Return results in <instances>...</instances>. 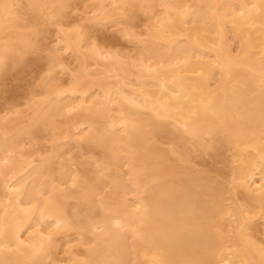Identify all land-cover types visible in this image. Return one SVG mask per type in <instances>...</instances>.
I'll return each instance as SVG.
<instances>
[{
	"label": "bare ground",
	"instance_id": "6f19581e",
	"mask_svg": "<svg viewBox=\"0 0 264 264\" xmlns=\"http://www.w3.org/2000/svg\"><path fill=\"white\" fill-rule=\"evenodd\" d=\"M77 1L0 0L1 76L38 64L25 58L43 49L39 20L58 23L38 99L0 125V264H264V0H86L85 21L123 22L131 55L96 44L92 24L64 27ZM138 13L151 17L143 35ZM44 136L50 154L20 150ZM165 138L175 148L153 146ZM61 141L99 150L94 170L53 168ZM222 147L234 152L225 185L172 162Z\"/></svg>",
	"mask_w": 264,
	"mask_h": 264
},
{
	"label": "rangeland",
	"instance_id": "374dc122",
	"mask_svg": "<svg viewBox=\"0 0 264 264\" xmlns=\"http://www.w3.org/2000/svg\"><path fill=\"white\" fill-rule=\"evenodd\" d=\"M87 3L88 2H86V0H78L76 3V6L73 9L71 8V9H68L66 11L65 19H61V23L62 22L64 23L63 24L64 27L69 28V26H70V28H71L72 26L75 27L74 25H76V26L82 25V27H84L86 29V27L89 28L88 26L90 24H92V26H95V27L90 26L93 29H90L91 35H89V36L91 37V39L93 38L92 40L96 41V44H98L99 46L102 45L103 46V47L101 46L102 48H104L106 50L109 49V51L112 50V52L127 53V54L131 55L134 51L133 49L137 45V41L135 39L130 40V41L127 40V38H125L123 36V33H121L120 30H118V28L121 29V27L122 28H123V26L125 27L123 22H121V20H120V23H118L119 19L117 20L115 18V19L110 20V22L108 21L107 23H104L105 25L102 24L101 26L98 27V26L94 25L93 23L85 21L86 18H88V17L90 18L92 16L91 13L86 12L85 6H87ZM160 10H161L160 7H156L154 9V12L158 13ZM87 11H89V10L87 9ZM20 12L23 13L22 11H20ZM22 15H24V14H21V17H24L25 19L28 18L27 15H24V16H22ZM137 15L139 17L133 23L132 29H134V30H132V31H133V33H136L137 35L138 34L143 35L144 30H146L145 27L150 22V20H148V19H150L151 17H150V15L149 16L147 15V17H148L147 18L146 14L143 15V13H141V15H143V16H141L140 13H138ZM81 19H84V20H81ZM39 22H40V24L38 26L39 27L38 30L40 29V31L38 32V34H37L38 36L36 38L39 37V40H42L44 42V44L42 42L41 43H42L43 49L44 48L45 49L40 50L41 52L38 51L39 53H37V51L34 53H30L25 58V59H27L28 62L29 61H36V62H38V64L36 63L37 65L36 64L32 65L31 63H28L27 65H24L23 68L19 67V69L21 68V70H19V71H17L18 68H16V70H14V71L13 70L9 71L8 74H5L3 76L0 75V125H4L6 123L7 124L13 123V125H14V124L20 123L19 121L18 122L16 121V118H17L16 112H22L23 114H27L26 113L27 112L26 111V109H27L26 103H29L31 101L32 97L35 99L37 98V95L39 93L38 90H40L38 88H40L41 82H43L42 79H44L46 77L47 72L45 73V69H46V63L47 62H46L45 56L50 54L53 51V49L57 46V44H55V42L57 41V40H55V38L57 37L55 34L57 32L56 29L58 28L57 27L58 23L54 22L51 24H44L41 20H39ZM114 23H115V25H114ZM25 24H26V22H25ZM55 24H56V26H55ZM118 25H119V27H118ZM94 31H95V33H94ZM140 38H143V37L141 36ZM48 47H50V48L48 49ZM51 48H53V49H51ZM57 48H59V47H57ZM232 50L234 53H235V51H237L236 43H234V45H232ZM70 53H68V52L65 53L63 55L64 59L66 57V54L68 55ZM70 56L73 57L72 55H70ZM36 58H38L39 61L36 60ZM70 59H68V56H67L66 60L64 61L65 65L69 66L68 69H72L76 65L75 61L69 62ZM66 62H68V63H66ZM73 63H75V65L72 67ZM70 64H72V65L70 66ZM89 69L91 71H93L96 69V67L91 66ZM66 70L67 69L62 70V72H61V70L57 69L56 71H54L55 76L54 75H52V76L55 78L57 77L54 80H56L58 83L61 80H62V82L66 83L68 81V78L70 77V71L67 70L69 73H66L67 72ZM44 75H45V77H44ZM210 85L214 86L215 84H214V82H213V84L211 82ZM33 91L37 92L36 97H34L35 95L34 96L31 95V94H34ZM24 119L26 121V118H24ZM24 119H23V122H24ZM57 121L62 122V119L57 118ZM23 122H22V124L25 123V122L24 123ZM172 143H174L172 138H165V139H162L159 141H153L152 142L153 146L156 147L157 149L175 148V145ZM51 144H52L51 141L48 140L47 137H45V136L44 137H38L34 142L33 141L28 142V141L24 140L22 145L23 146L25 145V146L20 147V150H23V151L29 150L30 151V149H31L32 151H34V150H35V152L37 151L36 155L37 154H40V156H42V154L48 155V154H50ZM59 144H61V150H62V153H64V154L61 157L55 158V160L53 161L54 164L52 163L53 168L56 169L57 166H59L60 162H61L64 165H67L66 163H69V164L71 163L72 164V166H71L72 170H73V168L76 170H79V171H93L94 170V168L96 167L95 160L97 158V155L100 152L99 150L94 149L93 150L94 152L92 151L93 153L91 154V153H87V152L85 153V151L84 152L80 151V153H75L77 151H75L73 149V151L71 150L70 153H72V154L75 153L74 155L76 157H73V160L71 162H68L67 158L70 155V153L68 154L67 151L71 148V146H73V142H69L68 145H63V142L61 141ZM69 144H70V146H69ZM187 148L192 151L191 143L187 144ZM213 154H214L213 151H207L206 155H204V156H196L194 153L191 152L190 153V155H191L190 159L186 162L180 161L178 159L177 154H173L171 156V158H172V162L174 161L173 164L176 163L177 166H179L178 164H184L186 167L196 170L200 175V178L198 179L200 184L202 182L207 183L208 181H211L214 184L217 183L216 185H219V186H221L222 184L225 185L227 183V181L229 180V171H230V167H231V161L234 159L233 158L234 152L227 147H222V148L216 149V153H215V155L218 154L220 156H215V155L212 156ZM36 155H35V157H36ZM37 156H39V155H37ZM172 162H168L167 165H172ZM175 167L176 166H174V172H173V170H169V171H172L174 173V175H173L174 177L173 176H166L165 177L166 181H170L173 178L179 179L181 170L179 169V167L178 168L177 167L175 168ZM70 169L68 168V171ZM122 169L123 168L121 167L120 168L121 173H122ZM72 170H70V171H72ZM104 173H108V172H104ZM177 179L174 180V182H177L178 181ZM102 180H103V182H106L108 180V178H104ZM177 189H179V188L174 183V191L175 190L177 191ZM108 190L109 189L107 188L104 191L108 192ZM226 195L227 194H224L222 196V199H223V201H225L227 203L229 200V195H227V196ZM198 200H200V201L207 200V196L204 194H199L197 196V201ZM68 204L74 205L75 202L73 200H68ZM252 227H253L257 237L261 238L262 232H263V227L261 226V221L258 220L256 222H254ZM70 234L73 236L72 239L75 240L76 236L73 235V234H75V231L71 232ZM222 235H226V232H223ZM61 242L63 243V247L61 245L62 244ZM86 248L87 247H80V248H78V250H80V252L81 251L83 252ZM63 249H64V242L60 240V247L56 250L57 251L56 257L57 258H59V259L66 258V257H64L65 255H63V253H64Z\"/></svg>",
	"mask_w": 264,
	"mask_h": 264
}]
</instances>
